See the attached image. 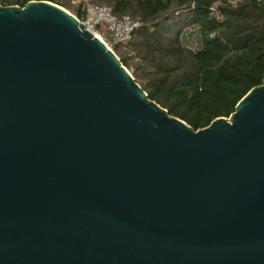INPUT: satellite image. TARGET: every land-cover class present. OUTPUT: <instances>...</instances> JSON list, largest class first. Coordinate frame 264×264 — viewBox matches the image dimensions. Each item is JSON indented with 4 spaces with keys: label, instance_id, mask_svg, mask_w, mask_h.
I'll return each mask as SVG.
<instances>
[{
    "label": "water",
    "instance_id": "1",
    "mask_svg": "<svg viewBox=\"0 0 264 264\" xmlns=\"http://www.w3.org/2000/svg\"><path fill=\"white\" fill-rule=\"evenodd\" d=\"M86 25L0 4V264H264V74L194 129Z\"/></svg>",
    "mask_w": 264,
    "mask_h": 264
},
{
    "label": "trees",
    "instance_id": "2",
    "mask_svg": "<svg viewBox=\"0 0 264 264\" xmlns=\"http://www.w3.org/2000/svg\"><path fill=\"white\" fill-rule=\"evenodd\" d=\"M29 0H0L24 6ZM78 18L82 0H48ZM139 21L112 50L147 96L194 129L229 116L264 74V0H88ZM214 6V10L211 7Z\"/></svg>",
    "mask_w": 264,
    "mask_h": 264
},
{
    "label": "built area",
    "instance_id": "3",
    "mask_svg": "<svg viewBox=\"0 0 264 264\" xmlns=\"http://www.w3.org/2000/svg\"><path fill=\"white\" fill-rule=\"evenodd\" d=\"M85 3L87 13L84 17L79 18L80 22L87 24L86 29L92 32L100 40H102L110 49H112V43L107 38L106 32L112 36L114 43L125 44L132 38L134 31L139 26V21L130 17L129 15H123L116 17L113 15L111 7L108 5H102L97 3H91L88 0H82ZM233 3L236 0H230ZM214 10V6L211 7ZM97 25H99L97 27ZM104 26V32L100 26Z\"/></svg>",
    "mask_w": 264,
    "mask_h": 264
},
{
    "label": "rangeland",
    "instance_id": "4",
    "mask_svg": "<svg viewBox=\"0 0 264 264\" xmlns=\"http://www.w3.org/2000/svg\"><path fill=\"white\" fill-rule=\"evenodd\" d=\"M101 30H102L103 32H104V30H105L103 25L101 26Z\"/></svg>",
    "mask_w": 264,
    "mask_h": 264
},
{
    "label": "crops",
    "instance_id": "5",
    "mask_svg": "<svg viewBox=\"0 0 264 264\" xmlns=\"http://www.w3.org/2000/svg\"><path fill=\"white\" fill-rule=\"evenodd\" d=\"M101 27V26H100Z\"/></svg>",
    "mask_w": 264,
    "mask_h": 264
}]
</instances>
